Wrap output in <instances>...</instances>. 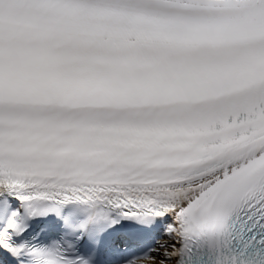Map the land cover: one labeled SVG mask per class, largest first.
I'll use <instances>...</instances> for the list:
<instances>
[{
    "label": "snow or ice",
    "instance_id": "6c2138e0",
    "mask_svg": "<svg viewBox=\"0 0 264 264\" xmlns=\"http://www.w3.org/2000/svg\"><path fill=\"white\" fill-rule=\"evenodd\" d=\"M0 264H264V0H0Z\"/></svg>",
    "mask_w": 264,
    "mask_h": 264
}]
</instances>
